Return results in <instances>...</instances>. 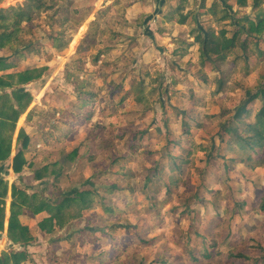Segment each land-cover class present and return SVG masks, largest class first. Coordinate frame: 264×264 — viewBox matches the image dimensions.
<instances>
[{
    "label": "rangeland",
    "instance_id": "374dc122",
    "mask_svg": "<svg viewBox=\"0 0 264 264\" xmlns=\"http://www.w3.org/2000/svg\"><path fill=\"white\" fill-rule=\"evenodd\" d=\"M44 1L48 8L22 23L18 48L0 49L13 64L0 75L40 71L23 85L32 99L0 167L7 183L0 255L9 264L13 251L20 264L251 262L237 252L264 259V164L247 166L240 161L247 153L217 134L219 122L264 84V2L227 0L232 18L219 20L209 11L214 0ZM178 7L188 14L184 24ZM260 14L262 29L247 32L245 17L256 23ZM197 26L228 36L243 27L239 41H259L201 64L191 34ZM56 35L68 41L64 48L53 47ZM26 45L32 50L16 57ZM10 91L0 89V107L10 104ZM262 104L264 97L249 104L248 120ZM20 129L29 136L27 162L14 173ZM45 165L48 173L35 180ZM12 184L54 204L76 191H89L92 201H73L52 232L43 230L45 210L21 206L18 219L31 237L21 245L8 238Z\"/></svg>",
    "mask_w": 264,
    "mask_h": 264
},
{
    "label": "trees",
    "instance_id": "16d2710c",
    "mask_svg": "<svg viewBox=\"0 0 264 264\" xmlns=\"http://www.w3.org/2000/svg\"><path fill=\"white\" fill-rule=\"evenodd\" d=\"M44 0H23L21 3L9 4L7 6L0 5V49L10 45L13 42L17 45L20 44L19 30L23 22H29L32 20L35 14L39 11L48 8L44 5ZM203 2V0H202ZM246 0H237V3L244 5ZM264 2V0H253L254 5ZM203 6V3H202ZM231 5L227 3V0H214L209 7V11L218 15L217 19L227 20L232 18L230 12ZM175 13H178V23L184 24L187 21L188 14H183L180 8H176ZM262 14L258 16V21L254 23L248 17H245L248 22L247 32H259L262 27ZM243 28V27H242ZM239 27L234 30L230 36L226 35L227 30L225 28L214 31L213 29L202 27H194L191 31L193 34L194 42L199 45L200 51V63L206 62L213 63L215 60H226L229 53L233 49L240 47L242 50H246L248 43L258 44L259 38L255 37V40L249 39L247 36L244 40L239 41V35L244 29ZM68 41H64L59 35L53 38V47L62 49L67 45ZM11 46V45H10ZM24 46L23 49H16L15 56L20 57L23 53L22 50H32ZM13 52V45H12ZM14 55V54H13ZM11 57H7L0 54V71H4L11 67ZM37 68L25 69L16 73L8 72L0 75V89H11V102L8 106L0 107V167L9 158L11 151V131L15 128V123L19 117L20 111H24L29 105L32 94L29 90L25 89L23 85L31 82L40 76V71ZM17 79L14 81V77ZM221 81L217 90H221ZM16 84V86H15ZM264 97V84L260 89L254 92H248L247 96L236 106L233 114L228 119L219 122V129L217 134L220 141H225L228 147L238 148L240 151L247 153L245 158L240 159L249 167L258 166L264 164V104H262L253 114V119L247 118L251 115L249 104L257 98ZM83 104L88 103L84 98H81ZM186 124V122H184ZM224 136H227L226 138ZM29 142V136L24 129H20L16 137V152L11 158L10 167L14 173H20L26 164V158L24 157V150L27 148ZM227 169L226 164L223 165ZM53 172V170H52ZM47 166H42L39 169L33 171V178L40 180L47 174ZM58 176V173H56ZM7 193V183L0 180V232L4 229V213H3V198ZM36 197V202L30 201ZM39 197V200H37ZM82 200L85 206L89 205L92 201L89 191H76L69 192L67 194H60L59 201L54 204L47 197H42L38 193H32L29 195L25 190L21 189L18 185L12 184L11 187V202H10V214L7 223L8 238L13 243H19L25 245L31 239L28 233V227L20 223L18 216L20 214L21 206L27 205L32 208L33 213H39L45 210L49 216L43 221V230L46 232L54 231V226L59 225V220L62 219L66 207H69L73 201ZM258 209L264 212V194L260 197L258 203ZM52 221V223H51ZM61 224V223H60ZM13 251V264H20L21 260L18 259ZM210 256V253L205 254ZM233 256L242 258L244 261L250 260L249 263L243 264H263V256H254L247 252L233 253ZM0 264H9V256L7 254L0 255Z\"/></svg>",
    "mask_w": 264,
    "mask_h": 264
},
{
    "label": "crops",
    "instance_id": "0c3cea01",
    "mask_svg": "<svg viewBox=\"0 0 264 264\" xmlns=\"http://www.w3.org/2000/svg\"><path fill=\"white\" fill-rule=\"evenodd\" d=\"M12 155V154H11ZM14 155V154H13ZM13 155L11 157H13Z\"/></svg>",
    "mask_w": 264,
    "mask_h": 264
}]
</instances>
